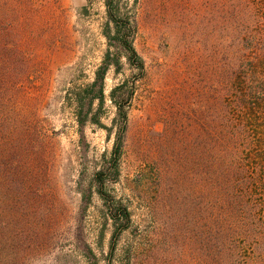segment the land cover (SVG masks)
<instances>
[{
    "label": "rangeland",
    "instance_id": "obj_1",
    "mask_svg": "<svg viewBox=\"0 0 264 264\" xmlns=\"http://www.w3.org/2000/svg\"><path fill=\"white\" fill-rule=\"evenodd\" d=\"M124 1L136 14L134 47L146 74L136 81L128 108L120 179L107 188L132 212V228L112 249V222L91 189L115 140L110 92L127 79L131 86L135 73L125 59L109 69L104 103L96 101L90 115L101 125L88 121L81 129L74 96L85 95L105 58V0H30L24 8L11 0L17 11L12 39H22L30 68L13 106L30 118L31 157L43 159L46 188L31 196L22 217L32 224L27 264H125L129 250L140 264H193L186 209L202 188L196 191L193 182L201 183L196 168L206 154L209 125L221 142L225 116L236 125L249 116L236 99L227 102L226 113L223 75L231 73L232 96H240L238 78L252 73L253 44L264 39V0ZM255 116L250 130L258 142L264 109ZM37 136L51 149L36 151Z\"/></svg>",
    "mask_w": 264,
    "mask_h": 264
},
{
    "label": "trees",
    "instance_id": "obj_2",
    "mask_svg": "<svg viewBox=\"0 0 264 264\" xmlns=\"http://www.w3.org/2000/svg\"><path fill=\"white\" fill-rule=\"evenodd\" d=\"M29 1L21 0L22 7ZM105 7V58L94 81L84 91L85 95L75 94L74 102L81 129L88 121L101 125L90 115L96 101L100 105L104 103V81L109 69L119 68L121 60L125 59V64L135 73L131 77V86L127 79L110 92L116 116L109 131L114 133L115 140L109 158L104 155L105 159L94 175L91 189L103 202L106 221L112 222V249H115L120 236L132 228V212L107 188L120 179L121 159L128 140V108L135 95L136 81L146 74V65L134 47L138 30L136 14L127 10L124 0H105ZM16 14L11 0H0V27L3 30L0 32V264H27L30 258L27 248L32 243L28 234L32 224L22 217L29 209L31 196L40 197L46 189L41 167L43 159L31 157L34 145L29 131L30 118L13 106L16 97L21 95L18 85L28 78L30 70L22 39H12ZM253 47L256 56L252 73L242 72L238 78L240 96H232L231 73L227 71L223 75L226 113L227 102L236 99L241 109L250 111L249 116L241 125H236L225 114L220 124L221 142L214 123H210L207 149L205 142L203 145L206 154L201 168H196V174L201 173L202 179L201 183L194 180L193 184L196 191L199 185L202 188L186 209L192 219L189 223L192 226L190 247L193 250L190 255L193 264H264V135L255 142L250 130L257 109H264V102H261L264 99V39L256 40ZM262 119L264 121V117ZM43 138L51 146L48 136L43 134ZM35 142L36 151L51 149L40 136L35 137ZM257 143L261 149L254 150ZM33 166L36 172H33ZM194 166L197 167L196 161ZM56 225L54 222L53 226ZM34 229L38 230V226ZM131 253L129 250L125 264H140L139 256ZM109 264L115 263L110 261Z\"/></svg>",
    "mask_w": 264,
    "mask_h": 264
}]
</instances>
